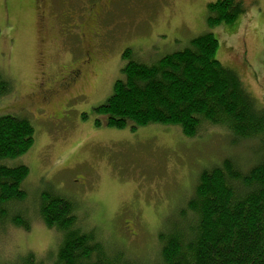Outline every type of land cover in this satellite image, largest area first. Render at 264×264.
<instances>
[{
	"label": "rangeland",
	"instance_id": "374dc122",
	"mask_svg": "<svg viewBox=\"0 0 264 264\" xmlns=\"http://www.w3.org/2000/svg\"><path fill=\"white\" fill-rule=\"evenodd\" d=\"M67 1L68 7L54 0L53 17L43 20L36 0H0V71L13 83L12 93L0 98V115L27 117L35 135L15 161L30 169L24 206L33 222L29 230L0 223V264L8 257L9 264H22L27 252L43 264L55 255L58 234L32 208L41 189L76 200L84 225L105 243L123 248L142 264H154L157 233L185 203L201 169L228 152L248 163L251 142L233 146L223 128L205 123L193 139L172 125L96 126L93 108L123 77L125 48L145 63L154 62L207 31L218 39L216 58L238 72L260 103L264 0H242L243 15L216 26L206 22L210 0H114L95 21L86 17L99 0ZM79 24H84L80 30ZM80 31L88 43L96 39L107 58L85 66L82 79L70 85L68 68L82 59L78 50L71 54Z\"/></svg>",
	"mask_w": 264,
	"mask_h": 264
},
{
	"label": "trees",
	"instance_id": "16d2710c",
	"mask_svg": "<svg viewBox=\"0 0 264 264\" xmlns=\"http://www.w3.org/2000/svg\"><path fill=\"white\" fill-rule=\"evenodd\" d=\"M205 6L208 26L231 24L246 11L242 0H210ZM190 40L188 46L148 63L125 48L123 77L93 108L94 122L131 129L172 125L189 139L205 123L223 128L233 146L250 141L248 163L228 152L201 169L185 203L157 233L153 263L264 264V99L256 103L238 72L216 58L218 39L212 31ZM12 91V81L0 71V98ZM34 138L27 117L0 115V223L23 230L33 222L24 206L30 169L15 161ZM34 201L41 223L58 234L59 246L46 264H142L87 228L76 200L59 190L41 189ZM23 256L22 264H43L32 252Z\"/></svg>",
	"mask_w": 264,
	"mask_h": 264
},
{
	"label": "flooded vegetation",
	"instance_id": "af4514ba",
	"mask_svg": "<svg viewBox=\"0 0 264 264\" xmlns=\"http://www.w3.org/2000/svg\"><path fill=\"white\" fill-rule=\"evenodd\" d=\"M37 3H39V15L40 18L43 20L51 19L53 17V13L51 11H54L55 2L54 0H36ZM114 0H105L101 1L99 0L97 3H95L92 6V13H88V17L86 19L89 21L92 19L95 21L96 16H99L100 12H103L105 9V6L110 5ZM62 4L67 6L69 1L67 0H61ZM76 6V5H75ZM68 7V6H67ZM67 11H70L67 9ZM105 12V11H104ZM68 14V13H67ZM69 19L74 20V16H70V12L68 15ZM85 23V20H84ZM84 26V24H79L78 29ZM95 32V30H94ZM79 34V38L76 40L75 44L71 46V54L74 53L75 50H78L82 56V59L79 61L78 64L71 66L68 68V79L70 80V85L76 84L80 79L83 77L84 68L85 66H90L94 61L96 60H103L107 58V55L103 53L102 50H100V46L96 44V39H94L93 43H88V38H85V31L81 32ZM73 34L75 35V38H77V34H75V30L73 31ZM102 37L105 38V34L102 33ZM81 94V93H80Z\"/></svg>",
	"mask_w": 264,
	"mask_h": 264
}]
</instances>
